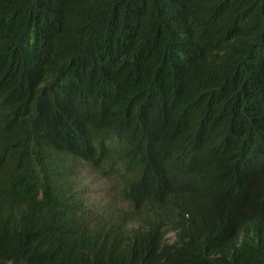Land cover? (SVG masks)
<instances>
[{
	"label": "trees",
	"instance_id": "trees-1",
	"mask_svg": "<svg viewBox=\"0 0 264 264\" xmlns=\"http://www.w3.org/2000/svg\"><path fill=\"white\" fill-rule=\"evenodd\" d=\"M8 263L264 264V0H0Z\"/></svg>",
	"mask_w": 264,
	"mask_h": 264
},
{
	"label": "rangeland",
	"instance_id": "rangeland-1",
	"mask_svg": "<svg viewBox=\"0 0 264 264\" xmlns=\"http://www.w3.org/2000/svg\"><path fill=\"white\" fill-rule=\"evenodd\" d=\"M81 174L91 198L100 200L107 197L108 182L105 178L85 166H82Z\"/></svg>",
	"mask_w": 264,
	"mask_h": 264
}]
</instances>
